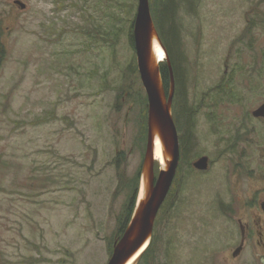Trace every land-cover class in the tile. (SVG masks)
Masks as SVG:
<instances>
[{"label": "rangeland", "instance_id": "obj_1", "mask_svg": "<svg viewBox=\"0 0 264 264\" xmlns=\"http://www.w3.org/2000/svg\"><path fill=\"white\" fill-rule=\"evenodd\" d=\"M21 1L0 0V264H108L120 173H137L147 144L129 40L138 0ZM179 1L194 126L182 114L188 155L137 264H246L248 252L230 262L213 250L231 241L228 208L264 187V120L252 114L264 103V0Z\"/></svg>", "mask_w": 264, "mask_h": 264}, {"label": "water", "instance_id": "obj_2", "mask_svg": "<svg viewBox=\"0 0 264 264\" xmlns=\"http://www.w3.org/2000/svg\"><path fill=\"white\" fill-rule=\"evenodd\" d=\"M15 4L22 9L26 8L21 0H15ZM133 35L138 69L148 98L147 144L136 206L127 229L115 241L108 264H128L132 259L133 264H137L148 250L159 212L173 186L181 159L180 136L173 113L175 74L168 50L156 27L150 0H138ZM156 43L164 50L163 61L166 60L170 68L169 93L161 72L163 61L158 59L155 52ZM253 114L264 117V103ZM157 138L160 139L165 153V166H160L158 175L155 169L158 161L155 156ZM209 164V157L204 155L195 160L193 166L204 171Z\"/></svg>", "mask_w": 264, "mask_h": 264}, {"label": "trees", "instance_id": "obj_3", "mask_svg": "<svg viewBox=\"0 0 264 264\" xmlns=\"http://www.w3.org/2000/svg\"><path fill=\"white\" fill-rule=\"evenodd\" d=\"M151 4V10L153 14V18L156 24V27L161 35V38L164 42L165 47L168 50L173 69H174V74H175V81H176V88H175V95H174V101H173V110H174V118L176 125L178 128L184 127L182 125V114L185 115L186 117V126L188 128L185 129L188 132H191L193 129V122H192V113H190V109H188V104H187V83L186 79L187 76H185L184 69L181 67L182 62H183V55H182V49H183V40L181 36V30L178 24V14H179V6H180V1L179 0H150ZM134 19L131 20L130 24V29H129V40L132 48L135 50V42H134V35H133V29H134ZM8 56V50L7 46L4 40V28L0 25V70L5 63L6 59ZM133 71L137 74V76H140L139 69L137 67V63L135 62L133 64ZM161 72L165 84V88L167 90V93L170 92V87H171V76H170V68L168 66L167 61H163L161 63ZM219 89L224 90L222 84H220ZM143 104H144V109H145V126L143 128V138L147 136V130H148V98L147 96H144L143 98ZM182 106L179 111H182L181 113L178 111V106ZM186 109L188 112H186ZM184 110V112H183ZM185 134L182 136L181 135V147L183 148V158L182 161H186V156L188 155L187 149H186V143H185ZM141 137V139H143ZM122 157V154L120 153L117 156V163L120 162V159ZM141 170H142V165L140 166L139 170L137 173L133 176L128 178L125 174L120 173V177L122 180V185L128 189L127 192V197H126V203H125V208L123 209V212L121 216L119 217L118 221V232L116 237L111 240L109 243V251L110 254L112 255L113 253V248L115 241L120 239L122 235L124 234L125 230L127 229L130 220L132 218L138 194H139V188H140V180H141ZM174 184V183H173ZM172 188L170 190V193L164 203L166 204L167 200L170 198ZM163 205V206H164ZM162 206V207H163ZM162 209V208H161ZM157 222V221H156ZM157 242V236H153L151 245L148 248V252H145V256L147 254H151V250L153 247L156 245ZM156 253V252H155ZM153 254L154 252L152 251V260H153ZM156 264V262H155Z\"/></svg>", "mask_w": 264, "mask_h": 264}, {"label": "flooded vegetation", "instance_id": "obj_4", "mask_svg": "<svg viewBox=\"0 0 264 264\" xmlns=\"http://www.w3.org/2000/svg\"><path fill=\"white\" fill-rule=\"evenodd\" d=\"M253 116L264 120V117ZM228 210V214L234 215L231 216V241L213 251L226 252L230 262L237 261L248 252L250 259L246 264L264 263V187L247 195L235 204V208L229 207Z\"/></svg>", "mask_w": 264, "mask_h": 264}, {"label": "bare ground", "instance_id": "obj_5", "mask_svg": "<svg viewBox=\"0 0 264 264\" xmlns=\"http://www.w3.org/2000/svg\"><path fill=\"white\" fill-rule=\"evenodd\" d=\"M155 52L160 61H163L165 59V52L157 43L155 45ZM155 156L156 159L161 163V165L165 166V153L159 138L156 139ZM133 260L134 259H132L128 264H133Z\"/></svg>", "mask_w": 264, "mask_h": 264}]
</instances>
